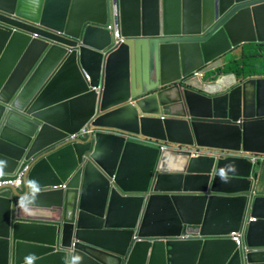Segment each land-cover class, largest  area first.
Instances as JSON below:
<instances>
[{
	"label": "water",
	"instance_id": "water-1",
	"mask_svg": "<svg viewBox=\"0 0 264 264\" xmlns=\"http://www.w3.org/2000/svg\"><path fill=\"white\" fill-rule=\"evenodd\" d=\"M118 7L108 48L107 0H0V174L26 163L0 187V264H264L252 162L197 152L264 153V77L219 69L264 42V0ZM248 215L243 255L221 235Z\"/></svg>",
	"mask_w": 264,
	"mask_h": 264
},
{
	"label": "clouds",
	"instance_id": "clouds-1",
	"mask_svg": "<svg viewBox=\"0 0 264 264\" xmlns=\"http://www.w3.org/2000/svg\"><path fill=\"white\" fill-rule=\"evenodd\" d=\"M107 9H108V16L110 18V21H108V23L105 25L106 29L110 30L112 38L110 40V43L108 45V48H112L115 45L119 44L120 42H122L123 37L120 35L119 33V22H118V16H119V7H118V0H107ZM2 14H4L5 16H7L8 18H12V19H16L17 21L29 25V26H33L36 28L41 29L42 26H40L38 23H34V22H30V21H26L24 19H21L18 16H15L13 13H5L3 12ZM0 24H5V22L0 21ZM11 27L13 29H16L18 31L21 32H25L30 34L32 37H38L37 32H33V31H27L24 28L21 27H17L14 25H11ZM253 43V42H252ZM256 44H262V43H257L254 42ZM264 43V42H263ZM249 44V43H244ZM244 44H240L237 47H234L231 51H229L228 53H226L224 56H222V62L223 65L219 68L222 70L223 73H229V72H235V71H224L223 68L225 66V63L228 62V58L231 57L235 52L238 54L241 51V47ZM236 73V72H235ZM190 76L193 77H204V73L199 72V69L194 70L193 72H191L189 74ZM236 75L239 78H249V77H264V75H251V76H240L236 73ZM86 78H88V75H86ZM88 132L87 128L85 125H83L79 130H77L74 133H69L67 134V136L65 137L64 141H66L67 139H76V138H84L86 133ZM74 134L75 136L70 137V135ZM131 139H135L137 141H144L150 145H155L157 147L160 148H166L168 146H170L167 142H162L160 143L159 141L152 139V138H141L138 135H131L129 136ZM197 152L199 153H203V154H214V155H224V156H237V157H243V158H247L248 160H250L253 164V172H252V177L254 179V185H253V191L255 192V195H261L264 196V193H260L258 192V187H257V183H258V176H259V167L260 165L263 163L264 161V153H252L249 151H244L243 149L240 150H231V149H211V148H201L199 150H197ZM26 169V163H22L18 166V168L16 169V171L12 174V175H1L0 174V178L1 177H12V176H16L19 172L22 173L21 177H20V183L18 186H14V185H6L5 187H14V188H21V184H22V178H23V174L24 171ZM2 187V186H0ZM2 195L7 196L9 195V192L6 191L5 189L2 190ZM256 217H251V216H247L245 218V220L243 221V224L241 226V228L237 231H232L227 235H221L222 237L224 236H228L230 238H232L236 245L237 248L240 249L241 253L243 255H245V253L248 251L247 245L245 243V235H246V230H247V226L250 220H256ZM237 233H241V237H240V242L238 243L237 240L234 238V235H237ZM196 233L194 232H187L186 234H180L177 236V238L179 239H189L195 236ZM74 245V244H73Z\"/></svg>",
	"mask_w": 264,
	"mask_h": 264
},
{
	"label": "trees",
	"instance_id": "trees-1",
	"mask_svg": "<svg viewBox=\"0 0 264 264\" xmlns=\"http://www.w3.org/2000/svg\"><path fill=\"white\" fill-rule=\"evenodd\" d=\"M251 46H256L258 49H261V52L257 54L254 53L248 48ZM257 56H262L264 62V43L244 44L238 54L235 52L231 57L228 58V62L225 63L223 70L235 71L238 75L245 77L251 75H264V68L260 64L257 63V65L253 61V58Z\"/></svg>",
	"mask_w": 264,
	"mask_h": 264
},
{
	"label": "built area",
	"instance_id": "built-area-1",
	"mask_svg": "<svg viewBox=\"0 0 264 264\" xmlns=\"http://www.w3.org/2000/svg\"><path fill=\"white\" fill-rule=\"evenodd\" d=\"M75 136L74 134L70 135V137ZM22 173L19 172L16 176L12 177H1L0 178V186H6V185H14L18 186L20 183V177ZM241 233H237V235H234V238L237 240V242H240Z\"/></svg>",
	"mask_w": 264,
	"mask_h": 264
},
{
	"label": "crops",
	"instance_id": "crops-1",
	"mask_svg": "<svg viewBox=\"0 0 264 264\" xmlns=\"http://www.w3.org/2000/svg\"><path fill=\"white\" fill-rule=\"evenodd\" d=\"M259 176H258V183H257V187H258V192L260 193H264V161L263 163L260 165L259 167Z\"/></svg>",
	"mask_w": 264,
	"mask_h": 264
},
{
	"label": "rangeland",
	"instance_id": "rangeland-1",
	"mask_svg": "<svg viewBox=\"0 0 264 264\" xmlns=\"http://www.w3.org/2000/svg\"><path fill=\"white\" fill-rule=\"evenodd\" d=\"M249 49H251L254 53H260L261 52V49H258L256 46H251V47H248ZM253 61L257 64H260L263 68H264V62H263V57L262 56H257V57H254L253 58ZM257 64V65H258Z\"/></svg>",
	"mask_w": 264,
	"mask_h": 264
}]
</instances>
